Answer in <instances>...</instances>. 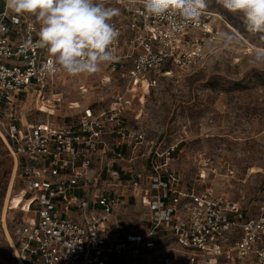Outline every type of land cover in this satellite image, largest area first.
<instances>
[{
  "label": "built area",
  "instance_id": "1",
  "mask_svg": "<svg viewBox=\"0 0 264 264\" xmlns=\"http://www.w3.org/2000/svg\"><path fill=\"white\" fill-rule=\"evenodd\" d=\"M3 1L0 138L29 201L15 244L20 264H133L146 256L157 264H264V207L251 214L208 189L182 191L171 151H155L142 131L125 123L135 89L150 85L152 74L200 66L205 40L215 33L211 19L177 29L167 18L147 15L139 0H101L119 9L112 20L119 36L111 46L115 59L101 65L93 89L121 80L129 99L116 91L82 105L76 118L59 117V83L72 75L45 67L49 55L36 44L40 25ZM26 107L47 119L18 118ZM144 147L150 170L141 167ZM131 205L146 210L147 229L125 223Z\"/></svg>",
  "mask_w": 264,
  "mask_h": 264
},
{
  "label": "rangeland",
  "instance_id": "2",
  "mask_svg": "<svg viewBox=\"0 0 264 264\" xmlns=\"http://www.w3.org/2000/svg\"><path fill=\"white\" fill-rule=\"evenodd\" d=\"M3 5L0 0V11ZM206 5L201 17L211 19L215 33L205 40L200 66H166L152 74L150 85L135 89V102L125 112V123L142 131L155 151H171L170 164L181 178L182 191L208 189L256 214L264 207V69L254 67L249 58L253 46H264V41L245 31L242 13L227 11L217 0H206ZM236 30L242 35L232 43L219 36ZM102 69L59 83L64 102L56 116L76 118L82 105L116 91L129 99V86L121 80L93 89L99 86ZM16 114L18 118L23 114L28 123L48 117L33 107ZM147 151L146 147L141 150L146 155L141 167L150 170ZM28 203L19 169L0 138V264H20L7 233L16 244ZM139 209L129 206L123 219L145 230L149 224L146 210ZM173 247L179 249L176 243ZM171 256L176 258V252ZM131 260L133 264H157L153 256Z\"/></svg>",
  "mask_w": 264,
  "mask_h": 264
},
{
  "label": "clouds",
  "instance_id": "3",
  "mask_svg": "<svg viewBox=\"0 0 264 264\" xmlns=\"http://www.w3.org/2000/svg\"><path fill=\"white\" fill-rule=\"evenodd\" d=\"M147 15L167 18L177 29L188 23L198 24L206 0H139ZM229 12H240L245 31L264 41V0H217ZM6 7L15 14H26L40 25L38 47L45 49L49 60L45 67L57 66L69 75L94 74L101 65L115 59L112 45L119 31L112 23L119 9L106 7L101 0H6ZM179 17V20L175 18ZM221 32L228 43L241 36ZM249 63L264 69V46H253Z\"/></svg>",
  "mask_w": 264,
  "mask_h": 264
},
{
  "label": "bare ground",
  "instance_id": "4",
  "mask_svg": "<svg viewBox=\"0 0 264 264\" xmlns=\"http://www.w3.org/2000/svg\"><path fill=\"white\" fill-rule=\"evenodd\" d=\"M11 190H12V186L10 187L9 195H10V193H11ZM7 234H8V238H9V240H10V242H11V245H12L13 249H14L15 252H16V245H15V242H14L13 238L11 237L10 233L8 232ZM20 262H21V261H20Z\"/></svg>",
  "mask_w": 264,
  "mask_h": 264
},
{
  "label": "crops",
  "instance_id": "5",
  "mask_svg": "<svg viewBox=\"0 0 264 264\" xmlns=\"http://www.w3.org/2000/svg\"><path fill=\"white\" fill-rule=\"evenodd\" d=\"M3 9V8H2ZM2 9H1V11H2Z\"/></svg>",
  "mask_w": 264,
  "mask_h": 264
}]
</instances>
